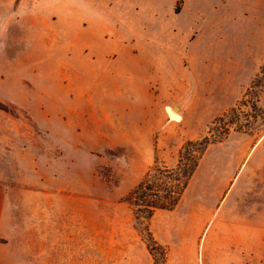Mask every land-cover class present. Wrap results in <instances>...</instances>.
Returning a JSON list of instances; mask_svg holds the SVG:
<instances>
[{"label": "rangeland", "instance_id": "obj_1", "mask_svg": "<svg viewBox=\"0 0 264 264\" xmlns=\"http://www.w3.org/2000/svg\"><path fill=\"white\" fill-rule=\"evenodd\" d=\"M263 90L264 0H0V264H264Z\"/></svg>", "mask_w": 264, "mask_h": 264}, {"label": "trees", "instance_id": "obj_2", "mask_svg": "<svg viewBox=\"0 0 264 264\" xmlns=\"http://www.w3.org/2000/svg\"><path fill=\"white\" fill-rule=\"evenodd\" d=\"M205 140L207 142L208 138ZM206 145L204 142H199V144L193 141L187 142L180 152L176 173L170 172L167 174L168 172L165 173L161 170L153 169L131 192V198L137 207L135 217L136 222L139 224L138 228L144 234L154 255H157L158 250L156 249V242L149 229V220L156 209H173L175 207L183 189L187 185L189 177L197 167L200 157L193 156V163L188 166L185 165L182 167V161L192 157L193 154L200 156L204 152ZM161 177L166 178V180H162ZM159 181L167 184L163 190L154 189L159 185ZM172 182H177L178 186H180V191H177L179 197L173 194L176 190L173 189L174 184Z\"/></svg>", "mask_w": 264, "mask_h": 264}, {"label": "crops", "instance_id": "obj_3", "mask_svg": "<svg viewBox=\"0 0 264 264\" xmlns=\"http://www.w3.org/2000/svg\"><path fill=\"white\" fill-rule=\"evenodd\" d=\"M260 103H261L262 108L264 109V90L260 97ZM263 143H264V137H262L260 141H258L257 145L255 144V147L253 143L250 142L248 149H247L248 151H250V156H252L253 153L257 151L258 149L259 150L262 149L261 147L263 146ZM5 201H6V192H5L4 187L0 184V222L4 215Z\"/></svg>", "mask_w": 264, "mask_h": 264}, {"label": "water", "instance_id": "obj_4", "mask_svg": "<svg viewBox=\"0 0 264 264\" xmlns=\"http://www.w3.org/2000/svg\"><path fill=\"white\" fill-rule=\"evenodd\" d=\"M187 102H188V98H185L184 100L171 105L172 111L178 114Z\"/></svg>", "mask_w": 264, "mask_h": 264}, {"label": "bare ground", "instance_id": "obj_5", "mask_svg": "<svg viewBox=\"0 0 264 264\" xmlns=\"http://www.w3.org/2000/svg\"><path fill=\"white\" fill-rule=\"evenodd\" d=\"M169 110H170V112H171V116H172V117L177 118V119L180 118L179 115H178L177 113L173 112L171 109H169Z\"/></svg>", "mask_w": 264, "mask_h": 264}]
</instances>
